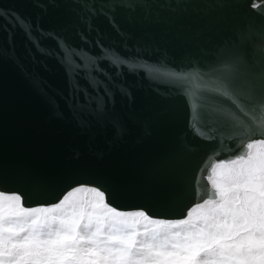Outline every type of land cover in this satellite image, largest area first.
I'll return each instance as SVG.
<instances>
[{"label":"water","instance_id":"obj_1","mask_svg":"<svg viewBox=\"0 0 264 264\" xmlns=\"http://www.w3.org/2000/svg\"><path fill=\"white\" fill-rule=\"evenodd\" d=\"M10 1L3 0L1 9L7 15L6 23L0 24V126L6 130L0 135H5L6 149L13 154L16 177L11 182L0 178L1 190L18 191L25 206L50 205L62 188L90 181L113 190L115 181L108 174L121 180L126 176V192H112L110 204L120 210L143 205L152 209L149 215L165 214L160 198L200 176L209 156L215 153L217 160L235 156L233 143L227 145L230 130L195 123L187 115L185 96L162 77L152 85L145 74H132L122 66L115 88L108 76L116 77L117 69L102 48L136 62L140 35L132 27L138 21L139 29L148 23L160 27L159 36L142 34L152 64L166 62L177 72L202 73L231 72L237 64L241 70L258 66L264 17L260 22L256 10L248 7L253 0H158L144 13L134 0H43L42 6L38 0H14L33 25L32 38L12 22L17 13L12 6L11 12ZM66 24L72 26L67 29ZM74 29L81 44L70 37ZM256 31L258 47L252 42ZM17 38L21 43L14 53ZM65 45L98 58L104 71L93 73L96 89L88 90V81L66 73L63 65L58 70L55 53ZM105 88L118 94L108 89L105 94ZM156 88L163 96L167 92L163 104L161 96L153 94ZM142 93L155 101L145 122L139 117ZM97 104L103 112H97ZM70 113L79 118L73 120ZM117 118L122 130L108 139L105 134L98 136L92 126L101 119L106 126ZM180 130L189 138L181 139ZM38 183L47 195L30 200L24 193H31Z\"/></svg>","mask_w":264,"mask_h":264},{"label":"snow or ice","instance_id":"obj_2","mask_svg":"<svg viewBox=\"0 0 264 264\" xmlns=\"http://www.w3.org/2000/svg\"><path fill=\"white\" fill-rule=\"evenodd\" d=\"M248 7L264 17V0ZM6 15L0 10V18ZM11 20L32 38L30 21ZM61 52L66 73L90 86L93 73L104 71L83 49L65 45ZM259 52L258 66L202 73L177 72L166 62L138 64L102 48L118 74L123 66L170 82L185 96L195 123L240 133L237 152L220 162L214 153L200 176L161 197L165 214L149 215L152 209L143 205L120 210L108 202L111 189L90 181L60 189L47 206H25L18 191L0 190V264H264V40ZM96 110L104 109L97 104ZM112 127L114 134L122 130L118 120ZM24 195L31 200L47 192L38 183Z\"/></svg>","mask_w":264,"mask_h":264},{"label":"bare ground","instance_id":"obj_3","mask_svg":"<svg viewBox=\"0 0 264 264\" xmlns=\"http://www.w3.org/2000/svg\"><path fill=\"white\" fill-rule=\"evenodd\" d=\"M134 1L138 2V6H139L138 10L144 13V12L147 11L148 8H151L153 6V3L155 1L157 2L158 0H134ZM38 4L39 5L41 4V6H42L43 0H38ZM3 5H4L3 0H0V10L2 9ZM11 6L15 9V11L17 13V16L23 17L25 20H27V14L21 8L20 9L18 8V6H17V4H16V2L14 0H11L10 1V5H9V7L11 9V12H12V7ZM225 15H229V14H225ZM151 16H154V14H152ZM258 20L260 22H262L263 17L258 15ZM5 23H6V16L4 18H1V20H0V24H5ZM66 26H67V29H69L70 26H72V25L71 24H66ZM132 28L134 30H136V31L139 30V35H140L137 38V41H138L137 43H138V45L140 47V51L138 53V57L136 59V63L144 64L147 61L150 64H152V62L149 60L150 55L148 56V51L146 50L147 45H146L145 41L143 40V35L142 34H145L147 36L154 35L155 37L159 36V34H160L159 25L148 23L147 26H144L143 28L139 29L138 21H133V27ZM256 30L259 31V29H256ZM70 31H71V34L73 32L75 33V29L74 30H70ZM257 31H256V33L254 35L256 38H254L253 41H252L253 44H256V47H258L259 43H260L259 42L260 38L258 37V32ZM195 32L197 33V28H196ZM242 36H244V35H242ZM70 37H72L73 41L76 42L77 44H81L79 41H77V38L79 36H76V33H75V35L73 34V36H70ZM15 43H17V44L14 46V50H13L14 53L20 47V43H21L20 39L17 38V41ZM55 43H56V41H54L52 43V45H51V49L52 50H54L53 45ZM247 50L248 49H245V52ZM55 54L56 55H55L54 58H55V61H56L55 62L56 63V67L59 68L58 70H62V68H61V65H62V63H61L62 53L60 52V48H59V52L55 53ZM257 59L260 61V57H258ZM259 61H257L258 65H259ZM114 72H117V70H115ZM141 73L144 74V72H141ZM108 77H109L110 83L113 84V86L115 88L116 87L118 88V86L120 84L119 83V74L117 73L116 77H113V75L112 76H108ZM148 81H150L152 85H157L156 77L154 79H147V82ZM96 84H98V83H96ZM95 87H96V85L89 86L88 90L96 89ZM107 89L111 93L118 94L117 91H115V90H113L111 88H107ZM153 91H154L153 94L161 96V101L160 102H161V104H163V101H165V97L167 95V92L163 96L162 95V91L159 90L158 88L154 89ZM155 91H157V92H155ZM149 97L150 96H147V94H144V93H142V95H141V108L139 109V115H140L139 117H141V120L144 121V122L146 120H148L149 117L153 114V110H154V107H155V104H154L155 101H153L151 103L150 100H149ZM111 107H113V106H111ZM118 107H121V106H118ZM112 113H113V111H112ZM73 115H75V113H70V116H71V118L73 120H77L79 118L78 116L76 118H74ZM187 115L189 117H192L191 114H190V109L189 108H188V114ZM82 119H85V118H82ZM117 120L121 123V119L117 118ZM101 121H103V122H96V123L92 124V126L94 127V129L97 132L98 136H101V134H105V135L109 136V137H107V139L110 138V137L115 136L116 133L115 134L113 133L114 131H113V127H112L113 121L112 122H110V121L106 122L107 123L106 126H105V120L101 119ZM105 127H106V129H105ZM1 132H6L5 128H3L2 126H0V133ZM180 135H181V139H185V137H186V139L189 138V136H186V133L183 130H180ZM240 136H241L240 133L230 130L229 136L227 138V145H229L231 147V145L233 143V145L235 146L236 145V141L240 138ZM4 138H5V135H0V178L11 182L16 177V169L13 167V163H12L13 154L11 155V152H10L9 148L6 149V146L4 144ZM108 176H111L112 178H114V181H115L114 185L112 186L113 190H111L113 193L116 192V190L121 191V192H126L125 190H127V185H128V183L126 181L127 180L126 176L123 177L122 180L120 178H118V176H114V175H110V174H108ZM56 179L57 178H54L51 181L53 182ZM23 185H24V187H26L25 184H23Z\"/></svg>","mask_w":264,"mask_h":264},{"label":"rangeland","instance_id":"obj_4","mask_svg":"<svg viewBox=\"0 0 264 264\" xmlns=\"http://www.w3.org/2000/svg\"><path fill=\"white\" fill-rule=\"evenodd\" d=\"M221 160H217V159H215V161L214 162H220ZM205 177V179H207V177L206 176H204ZM209 186H210V184H209ZM1 190V189H0ZM7 193H14V192H7ZM40 206H47V205H40Z\"/></svg>","mask_w":264,"mask_h":264}]
</instances>
